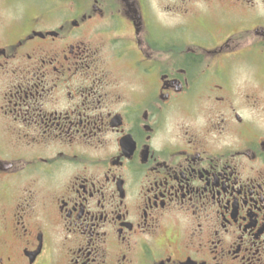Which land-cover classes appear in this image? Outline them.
<instances>
[{
  "label": "flooded vegetation",
  "instance_id": "flooded-vegetation-1",
  "mask_svg": "<svg viewBox=\"0 0 264 264\" xmlns=\"http://www.w3.org/2000/svg\"><path fill=\"white\" fill-rule=\"evenodd\" d=\"M0 25V264H264V0H43Z\"/></svg>",
  "mask_w": 264,
  "mask_h": 264
},
{
  "label": "rangeland",
  "instance_id": "rangeland-1",
  "mask_svg": "<svg viewBox=\"0 0 264 264\" xmlns=\"http://www.w3.org/2000/svg\"><path fill=\"white\" fill-rule=\"evenodd\" d=\"M33 1L38 0H0V25H8L12 19H19L21 17L22 8L29 7L28 5H30ZM138 1L142 7L147 5V0Z\"/></svg>",
  "mask_w": 264,
  "mask_h": 264
}]
</instances>
